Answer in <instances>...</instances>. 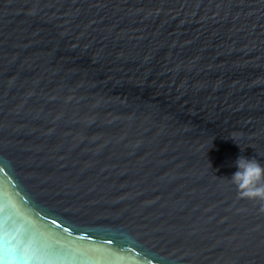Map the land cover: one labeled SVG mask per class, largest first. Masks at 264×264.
<instances>
[{"label": "water", "instance_id": "obj_1", "mask_svg": "<svg viewBox=\"0 0 264 264\" xmlns=\"http://www.w3.org/2000/svg\"><path fill=\"white\" fill-rule=\"evenodd\" d=\"M264 0H0V264H264Z\"/></svg>", "mask_w": 264, "mask_h": 264}, {"label": "clouds", "instance_id": "obj_2", "mask_svg": "<svg viewBox=\"0 0 264 264\" xmlns=\"http://www.w3.org/2000/svg\"><path fill=\"white\" fill-rule=\"evenodd\" d=\"M237 169L229 179L242 199L264 201V165L257 159L240 156L235 161Z\"/></svg>", "mask_w": 264, "mask_h": 264}, {"label": "snow or ice", "instance_id": "obj_3", "mask_svg": "<svg viewBox=\"0 0 264 264\" xmlns=\"http://www.w3.org/2000/svg\"><path fill=\"white\" fill-rule=\"evenodd\" d=\"M0 241H2V233H0ZM3 259H4L3 253L2 251H0V260H3Z\"/></svg>", "mask_w": 264, "mask_h": 264}]
</instances>
